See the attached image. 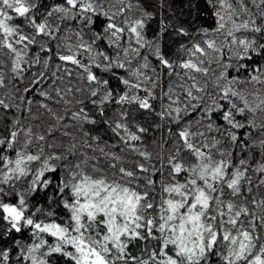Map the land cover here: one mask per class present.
I'll use <instances>...</instances> for the list:
<instances>
[{
	"label": "snow or ice",
	"instance_id": "obj_1",
	"mask_svg": "<svg viewBox=\"0 0 264 264\" xmlns=\"http://www.w3.org/2000/svg\"><path fill=\"white\" fill-rule=\"evenodd\" d=\"M205 2L0 0V264H264V0Z\"/></svg>",
	"mask_w": 264,
	"mask_h": 264
},
{
	"label": "trees",
	"instance_id": "obj_2",
	"mask_svg": "<svg viewBox=\"0 0 264 264\" xmlns=\"http://www.w3.org/2000/svg\"><path fill=\"white\" fill-rule=\"evenodd\" d=\"M145 2L146 4L149 5V7H152L155 4V0H145ZM186 3L187 0H174L175 10L177 11V14H179L180 8L184 6ZM198 3L201 14L195 17L196 26H206V27L212 26L214 21L211 18V11L208 8L205 0H198ZM183 11H184V16L181 17V19L184 20L185 24H187L189 21L193 19V16L189 14V10L187 7H184ZM154 29L155 26L153 25V30ZM177 45H178L177 40H175L174 38H169L165 44V51L172 53L175 51Z\"/></svg>",
	"mask_w": 264,
	"mask_h": 264
}]
</instances>
